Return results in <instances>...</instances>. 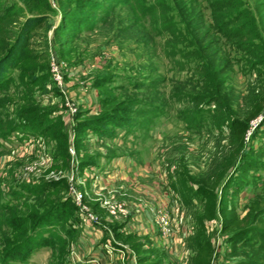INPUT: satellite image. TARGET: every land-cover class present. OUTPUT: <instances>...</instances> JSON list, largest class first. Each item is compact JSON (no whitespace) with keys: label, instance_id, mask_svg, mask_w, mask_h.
<instances>
[{"label":"rangeland","instance_id":"obj_1","mask_svg":"<svg viewBox=\"0 0 264 264\" xmlns=\"http://www.w3.org/2000/svg\"><path fill=\"white\" fill-rule=\"evenodd\" d=\"M72 1L83 5L67 11L66 0H4L3 8L22 13L20 21L42 14L46 22L33 46L45 53L37 65L28 59L36 50L14 44L19 23L7 38L0 24V57L12 54L4 68L9 83L0 84V204L13 206H0V250L5 243L21 242L34 222L19 231L5 218L27 220L31 211L42 214L61 199L79 213L74 195L81 193L87 211L107 210L116 219L124 217L127 200H138L135 209L142 215L136 224L144 228L147 222L155 233L159 216L167 212L160 213L153 200L162 199L178 243L169 254L148 244L144 253L128 249L131 259L138 261L134 254L142 253L153 258L152 264H196L201 245L209 250L208 264H264L261 0H240L230 8L249 16L245 46L256 54L229 46L213 27L206 0ZM180 10L185 21L203 16L202 31L209 33L199 54H171L183 43L170 39L166 25L172 20L181 26ZM205 63L218 70L215 86L207 89L222 91L221 105L201 99L208 84L200 71ZM34 118L41 133L8 132ZM103 119L112 121L106 131L91 127ZM102 183L113 190L105 194L106 188L97 185ZM19 186L34 193L15 196ZM120 186L127 193L123 201L116 191ZM100 197L109 202L103 199L100 207ZM113 204L122 210L112 213ZM72 221L81 225L83 220L54 228L65 237L58 245L50 235L48 245L7 264H74L72 245L82 227L74 230ZM68 227L74 230L69 237ZM127 255L121 264H128ZM160 256L163 261H157Z\"/></svg>","mask_w":264,"mask_h":264},{"label":"trees","instance_id":"obj_2","mask_svg":"<svg viewBox=\"0 0 264 264\" xmlns=\"http://www.w3.org/2000/svg\"><path fill=\"white\" fill-rule=\"evenodd\" d=\"M63 1V0H62ZM65 1V0H64ZM208 3V7L210 9L211 21L213 22V27L219 32L224 38L229 42V46L234 47L236 50H240L242 52L248 54H256L254 51L250 50V46H245L246 42L249 40L251 36V32L247 30V26L249 25L248 19L249 16L245 15L246 12L244 9H235L233 12L230 10L231 7H234L240 0H206ZM75 1H67L65 2L67 11H71L74 7L82 6L83 4H75ZM87 3V2H86ZM88 6L89 4H84ZM162 7L167 10L169 6L162 2ZM261 8L264 9V0L260 1ZM5 7L4 0H0V24H2V32L4 37H10L13 25L19 23V31L15 36L14 44H19L23 49L36 50L33 46L38 45L37 38L40 37V29L46 22V17L42 14H33L25 16L22 21L21 18L22 13L15 10L14 8H3ZM193 7L191 8V10ZM187 11V9L183 10V12ZM181 14V10L179 11V21H181V26H177L175 22L169 20L166 25L167 33L170 39L175 43L176 41H181L183 43L182 48H178L177 46L172 47L171 54H199V50H202L203 47L200 46L202 40L208 38L209 30L202 31L203 28V16H198L196 20L187 19L185 21L184 17H187L185 13ZM189 13V12H186ZM232 13V16H229ZM172 16L169 15V19ZM183 19H182V18ZM62 26L64 29L68 27V24L65 22V19L62 22ZM6 26V27H5ZM8 26V27H7ZM62 28V29H63ZM57 34V32H56ZM36 37V38H35ZM188 46L192 48H187ZM249 47V48H248ZM12 54H3L0 57V84L5 88V86L9 83L8 74L4 70L6 64L9 63L10 57ZM29 59V62L32 65L40 64L45 59V53L38 52L37 54ZM151 73L153 72L152 68H149ZM202 72L203 79L208 81V84L204 86L205 95H202V100L206 103L213 101L214 104L221 105L222 99V91L218 90L217 86L208 91L207 85L211 87L215 86L216 76L218 74V70L212 68L211 65L205 63L204 66L200 68ZM153 74V73H152ZM6 75V76H5ZM217 84V83H216ZM106 87V85H104ZM208 91V92H207ZM209 93V95H208ZM108 119V118H106ZM112 121L110 120H100L93 121L91 127L97 129V131L104 130L106 131L109 125H111ZM40 126V121L38 118H34L29 122H26L21 125L11 127L8 132L13 130H27L31 133H41L42 128ZM46 129V128H44ZM54 184H43L38 187L37 192L44 189V187H50ZM17 191H12L15 196L23 194L24 196H28L34 193L30 187H22L19 186ZM0 206L5 210H10L13 206L9 204H0ZM32 214H28L27 220L25 218H5L4 222L7 226H11L14 230H21L23 224L27 221L34 219L33 225L31 226V231L25 238L20 242H9L5 243L7 246L5 249L0 250V264H7L9 261H12L17 256H28L33 249L37 247H43L48 245L47 243L51 242L50 235H54V242L58 245L65 237L55 233L54 228L63 225L64 222L70 221L75 218L74 206L68 200H57L46 209L42 214L36 215V211H31ZM64 228L66 235L69 237L73 235L74 230L70 229V227ZM47 233V235L45 234ZM125 240L131 243L132 247L136 251H142L141 243L136 240L132 236H126ZM63 243V242H62ZM200 256L196 258V264H208L209 258V250H204L200 245ZM144 253V252H143ZM138 255V263L139 264H152L154 263L152 259H150L145 254H137ZM157 261H160L157 259Z\"/></svg>","mask_w":264,"mask_h":264},{"label":"crops","instance_id":"obj_3","mask_svg":"<svg viewBox=\"0 0 264 264\" xmlns=\"http://www.w3.org/2000/svg\"><path fill=\"white\" fill-rule=\"evenodd\" d=\"M110 163L112 164V162ZM90 169V171H95V168ZM103 172L108 173V169L105 168ZM103 184L104 183L97 185H99L100 188H106L105 194H108L109 190H113V188H109L112 184ZM116 191L122 192L119 196L121 200L123 199L122 196L127 195V193H123L122 186H120V190ZM99 192H101V189H99ZM103 199H105L106 202H109L107 200V197H103ZM103 199L101 197L98 198V200H100V207ZM153 201L155 202V206L158 210H160V212L166 211L165 206H163L164 203L161 204L162 199L155 198ZM125 203L126 212L124 213V217L118 219H116V217H111L107 210L104 211L105 213L98 212V214H96L97 221L95 222L84 220L79 216L78 213H75V219H82L83 221H81V225L75 224L73 221L71 222L73 223L72 225L74 227V230L76 231H78L79 228L82 227V231H78V235H76L75 244L72 245L74 250V264H85L84 260H86L93 254L95 255L96 259L95 264H121L120 262L123 263L127 253H130L127 250L129 249L131 252H133L131 243L125 240L126 236L134 237L141 243L142 248H144L143 246H146L148 244L151 245L150 248H155V250L158 249L160 252L165 251L169 254V249L171 248L172 243L173 245H176L179 241L178 231H173L171 234L160 233L158 231V233H155L154 229L149 227L147 222H143L146 224L144 228H142L139 224H136L137 221L140 220V217L142 215V211L136 212L135 209L138 206V200L136 202L135 199L131 198ZM107 215L111 217L110 220H107ZM103 244H108L109 246L113 247V250L109 254H106L102 247ZM134 255L135 258H138L136 254ZM157 259L161 261L164 258L163 256H160V258ZM126 260V263L128 264L129 260L131 264H139L136 259H131L130 255Z\"/></svg>","mask_w":264,"mask_h":264},{"label":"built area","instance_id":"obj_4","mask_svg":"<svg viewBox=\"0 0 264 264\" xmlns=\"http://www.w3.org/2000/svg\"><path fill=\"white\" fill-rule=\"evenodd\" d=\"M74 202L76 203L77 207H78V211H79V216L84 219V220H88L91 222H95L97 221V217L96 215H93L92 213H90L89 211L86 210V207L84 206V204H82V194H75L74 195ZM121 205L120 204H113L111 206V212L112 213H116V211H121ZM167 213H162L159 216V226L158 227V232L160 233H166V234H170V215L168 214V211H165ZM161 213V212H160ZM157 218V217H155ZM157 222V219L155 220ZM169 227V228H168ZM103 250L106 252V254L110 253L113 250V247L109 246L108 244H103ZM85 261V264H95L96 259H95V255H91L89 258H87Z\"/></svg>","mask_w":264,"mask_h":264}]
</instances>
